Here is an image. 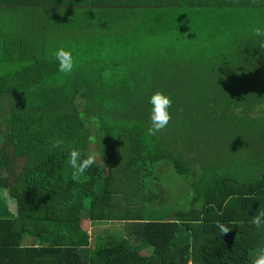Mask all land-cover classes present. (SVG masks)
<instances>
[{
	"label": "trees",
	"instance_id": "obj_1",
	"mask_svg": "<svg viewBox=\"0 0 264 264\" xmlns=\"http://www.w3.org/2000/svg\"><path fill=\"white\" fill-rule=\"evenodd\" d=\"M140 5V0L67 2L55 33L43 31L38 20L31 44L2 52L0 110L8 97L10 111L0 124V204L7 212L11 203L14 208L8 218L0 213V264H251L253 251L264 246V229L251 224L264 210V121L223 132L216 127L221 117H215L233 107L264 105V50L252 36L254 27L264 26L263 0ZM249 9L260 14L239 20L244 16L238 10ZM201 18L215 21L210 23L215 41L225 35L219 20L229 18L240 36L229 44L238 48L217 54L213 67L203 61L198 75L182 69L184 78L163 82L174 110L190 114L197 132L173 129L171 138L144 140L146 129L127 127L126 100L142 81L155 78L158 84L159 66L133 56L117 60V53L132 44L159 45L179 30L194 32ZM187 40V55L172 52L176 61L194 59L196 39ZM61 45L72 47L78 61L71 76L59 73L51 56ZM14 95L18 101L9 102ZM215 99L218 104L210 105ZM231 132L238 137L229 141ZM222 139L231 144L226 150L216 145ZM57 141H63L60 147H54ZM72 148L100 153L79 184L67 164ZM198 162L201 167L194 168ZM164 167L181 179L183 192L175 204L174 192L161 180ZM184 193L186 203L180 201ZM83 220L120 222L130 231L125 237L90 238L80 227ZM217 221L232 230L221 235ZM148 247L152 253L143 256Z\"/></svg>",
	"mask_w": 264,
	"mask_h": 264
},
{
	"label": "rangeland",
	"instance_id": "obj_2",
	"mask_svg": "<svg viewBox=\"0 0 264 264\" xmlns=\"http://www.w3.org/2000/svg\"><path fill=\"white\" fill-rule=\"evenodd\" d=\"M264 2V0H263ZM247 18L246 16L242 17L241 21H245ZM225 20V19H224ZM224 20H219L222 22V24H218V26H221L223 29V32H225V35L223 38H219L216 41L214 40V29L211 28L212 26L210 23H214V20H211L210 22L206 21L205 19L201 18L196 22V27L194 32H187L185 29L179 30L177 34H175V37L172 39H165L162 41L159 45H152V44H132L128 48V50H120L118 51V55L116 58L117 60H125L127 57H134L138 59H143L144 62H147L149 64H157L159 66V71L157 75L158 84L155 78L152 80L146 79L142 81L140 84L139 90H132L130 93L129 100H126V109L129 117V124L127 127H136V129H147L149 126V115L151 111V105L149 104V97L157 90H162L166 94L169 95L164 89L162 88L163 82L169 83L175 79L184 78L183 70H188L191 75L194 76V74H197L199 65L205 61L206 64L209 67H213L214 64H216V55L221 54L224 52L226 55L229 51H233L234 48H238L234 44H229L231 41L239 42L240 36L237 37L236 29L232 27V22L227 23L229 18H226V22ZM191 23L195 26L193 21ZM217 27V26H216ZM235 27V26H234ZM234 33H233V32ZM187 36H192L196 39V42L194 44L193 48V56L194 59L191 62H180L176 61L175 55H171L172 52L175 54H185L187 55L188 48L191 47V43L188 42ZM196 36V37H195ZM203 44V45H202ZM200 47V51L198 52V48ZM213 47H216L213 49ZM220 47V51H217L216 49ZM134 51H132V50ZM173 53V54H174ZM170 54L171 58H166L165 55ZM200 54V56H199ZM115 57V55H112ZM192 57V56H191ZM185 60V59H184ZM186 61V60H185ZM178 64L180 66H178ZM183 69V70H182ZM198 75V74H197ZM199 77V76H196ZM200 80L197 78L193 79L194 83H198ZM143 83V84H142ZM178 83V82H177ZM176 83V85H177ZM147 86V89L144 91L143 87ZM176 87L174 86L170 93H173L175 91ZM144 94V95H143ZM139 95V96H138ZM171 96V95H170ZM254 96V95H253ZM8 99V97H7ZM3 102L1 105L0 110V124L6 122L8 120L9 116V107H8V101ZM19 99L18 95L10 96L9 102H17ZM173 104H174V99ZM219 99H215L213 103L211 104H218ZM171 106L169 111L172 114V120L169 123L168 127L162 132L159 133L161 136H164L166 138H171V136H175V132L173 129H183L184 134H188L190 130H194L197 132L196 126H193L192 124V118L189 114L182 115L179 112H176L174 110L175 104ZM252 108H248L246 111L237 107H233L230 110H228L224 115L220 113H216L215 117H221V120L216 124V127L221 128V130L224 132V130L232 129L233 128H240L243 129L245 126L251 127L259 125L264 121V105L263 106H257L252 104ZM255 108V109H254ZM254 109V110H251ZM186 122L185 124H182L179 122L180 119H182ZM135 120L136 122L132 124V121ZM191 123V125H190ZM143 133L144 140H152L153 137L147 136L146 130L141 132ZM158 134V135H159ZM201 135V132H200ZM238 134L235 135L234 132H231L227 138L229 141H232ZM187 136V135H184ZM249 133L247 134V139L249 138ZM188 138V137H187ZM188 140H190L188 138ZM201 140V138H200ZM199 140V141H200ZM218 141V140H217ZM181 142V141H180ZM238 142V141H237ZM221 144V148L223 150H226L227 145H231L229 142H224L223 139L221 143H217L216 145ZM240 144V143H239ZM201 152V149H200ZM187 154H191L190 150L187 152ZM202 157V156H201ZM196 164V163H193ZM201 167V162H198L197 165L194 166V168ZM18 168V164H17ZM161 180L164 181V185L170 188L171 192H174V204L179 201V196L181 195V192H178V184L180 183L181 179L172 172L171 169L168 167H164L161 169ZM187 194V193H186ZM186 194L184 193L180 201H183L186 203ZM171 197L166 196V206L170 207L172 205L171 203ZM90 204V199L87 198L84 200V209H88ZM11 206L9 207V211L7 214L11 216L13 214V208L14 204L11 203ZM185 209L187 208V204L184 205ZM82 230H85L87 236L90 238L92 237H104L110 239L111 237H125L128 236V232L130 229L124 224V223H100V224H90L88 221L83 220L82 224L80 225ZM152 253L151 248L144 249L141 254L149 255Z\"/></svg>",
	"mask_w": 264,
	"mask_h": 264
},
{
	"label": "clouds",
	"instance_id": "obj_3",
	"mask_svg": "<svg viewBox=\"0 0 264 264\" xmlns=\"http://www.w3.org/2000/svg\"><path fill=\"white\" fill-rule=\"evenodd\" d=\"M252 36L258 38L257 47L264 50V26H256L252 29ZM51 56L57 63V71L63 76H71L78 67V61L73 54L70 46L61 45L51 51ZM151 111L149 115V126L146 129V135L149 137H157L162 133L172 120V114L169 111L173 104L172 98L162 90L155 91L149 97ZM89 142L95 144L94 136L89 137ZM63 141H57L54 147H60ZM100 159V153L97 151L81 152L72 148L68 152L67 164L71 169V179L79 184L86 178L85 174L97 160ZM251 224L257 229H264V210H258L251 219ZM217 227L221 235L228 234L232 228L225 223L217 221ZM251 264H264V246L256 248L252 253Z\"/></svg>",
	"mask_w": 264,
	"mask_h": 264
},
{
	"label": "crops",
	"instance_id": "obj_4",
	"mask_svg": "<svg viewBox=\"0 0 264 264\" xmlns=\"http://www.w3.org/2000/svg\"><path fill=\"white\" fill-rule=\"evenodd\" d=\"M127 1L135 2V0ZM140 1V7L144 8L145 0ZM67 2L74 4L75 0H0V56L5 48L25 49L31 44L33 41L32 28L35 27L38 20L43 31L48 30L50 33H55L57 31L56 23L59 21L63 9L68 8ZM147 8H149V3ZM238 12L241 13V16L249 15L250 17L260 14L253 9H249L246 13L244 10H238ZM2 205L4 206V204H0L2 217H10L4 210L5 206L2 207ZM4 211L5 214H3Z\"/></svg>",
	"mask_w": 264,
	"mask_h": 264
}]
</instances>
